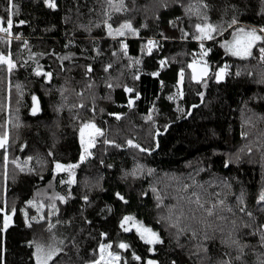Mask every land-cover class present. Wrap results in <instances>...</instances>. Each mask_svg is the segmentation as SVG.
I'll return each instance as SVG.
<instances>
[{"label": "trees", "instance_id": "16d2710c", "mask_svg": "<svg viewBox=\"0 0 264 264\" xmlns=\"http://www.w3.org/2000/svg\"><path fill=\"white\" fill-rule=\"evenodd\" d=\"M13 2L19 14L13 17L12 31L21 39L0 44V51L11 52L18 65L11 74L0 66V125L11 121L7 177L0 149V207L6 200L7 210L14 204L17 211L12 223L0 231L3 264H35L29 242L41 225L48 231L49 219L73 230L63 251L53 258L55 264H86L99 255L100 243H115L125 215L157 231L163 241L152 245L155 250L150 253V246L138 235L128 234V248L141 257L128 264H146L148 259L158 264H217L230 258L232 264H260L264 202L257 197L264 189V62L259 49L264 41L257 42L248 59L228 57L221 44L238 27L264 26V0H203L207 8L200 0H124L127 10L112 12L109 23L116 28L128 20L138 35L116 38L109 37L103 26L107 0H55L56 9L48 8L44 0ZM193 4L200 6V17L186 13ZM7 7L8 0H0L5 26ZM204 15L223 30L213 33L212 40H194L195 24L203 23ZM233 17L237 23L229 27ZM21 19L26 23L18 25ZM149 39L156 42L150 54L146 47L142 51ZM25 40L27 47H22ZM120 40L127 44V56ZM201 43L208 50L207 84L192 81L187 67L200 57ZM30 52L37 55L30 58ZM160 60L166 61L163 66ZM36 63L52 74L48 82L33 73ZM225 65L224 78L217 81L215 72ZM181 68L185 79L178 87ZM17 84L22 86V96L17 94ZM125 85L133 92L125 93ZM32 94L41 109L35 116L30 114ZM173 94L176 98L169 100ZM150 109H154L152 119L146 120ZM111 113L121 114L120 119ZM16 117L21 122L18 129L13 127ZM88 120L104 135L96 138L92 155L75 169L76 183L61 184L68 175H54V161H79V127ZM105 139L114 143L105 144ZM129 139L149 151L129 146ZM29 156L31 172H21L11 163ZM137 165L142 167L133 176ZM54 191L64 195L65 202H57L58 211L50 218L44 212L43 222L33 221L35 215L25 202L35 198L47 205ZM241 194L243 203L238 200ZM218 199L224 205H216ZM214 205L209 216L206 209ZM21 208L28 214V224ZM180 229L185 231L178 235ZM230 231L246 245L239 260L234 259L235 246L221 243ZM102 232L107 233L103 238ZM201 244L206 251L197 250Z\"/></svg>", "mask_w": 264, "mask_h": 264}, {"label": "snow or ice", "instance_id": "6c2138e0", "mask_svg": "<svg viewBox=\"0 0 264 264\" xmlns=\"http://www.w3.org/2000/svg\"><path fill=\"white\" fill-rule=\"evenodd\" d=\"M44 4L51 9H56L57 8V3L55 0H44ZM200 4L204 7L207 8V4L203 2V0H200ZM15 9V11L13 10ZM126 7L124 5V0H107V7L104 9V17L105 19L103 20V26L106 29L107 35L112 38L116 37H122L125 36L127 33H133L138 35V29L134 28L132 23L128 20L123 21L120 23V25L116 28H113L112 24L109 23L110 19V14L112 12H121V11H126ZM7 11V19H6V26H5V20L3 17H0V44H9L11 43L12 39L20 40L21 35L19 33H13L12 29L14 27V15L19 14V8L16 6L13 2V0H8V7L6 9ZM186 13L191 14V15H196L198 17L201 16L200 13V6L193 4L190 5L186 8ZM203 23H196L195 24V30L198 35H193L194 40L198 41H203V40H212L213 39V33L219 34L223 29L217 25H213L212 23L208 22V17L204 15L202 17ZM18 25H23L26 23L25 20H19L16 22ZM171 23V21H170ZM237 20L235 17H233L231 24L229 27L232 25L236 24ZM141 27H144V25H141ZM184 35H187V33H184ZM258 41H264V26H261L259 29L256 27H249V28H244V27H238L232 32V38L230 40H225L222 42L221 46L225 49L226 52L230 53L232 56L236 57H241V58H247L251 57L253 52V47L254 45L257 44ZM120 47L124 51L125 56H127V44L123 40H120ZM27 40L23 42L22 47H27ZM156 46V42L152 39H149L146 43V45L142 46V51L146 47L147 52L150 54L153 50V48ZM200 57L199 58H194L190 63H188L187 67L188 69L191 70V80L195 82H199L202 84H207V77L209 76L210 72V66L208 65V62L204 60V57L207 55L208 50L205 49L204 44H200ZM260 51V60L261 62H264V47H261L259 49ZM37 54L36 53H29L30 58L35 57ZM115 55V53H113ZM68 57L65 56L63 59H67ZM165 60H160L159 63L161 66L165 64ZM136 64L140 63L139 58L135 60ZM0 66H3L5 71L9 74L13 72L15 68H17V63L16 61L12 58L11 52L8 54H5L4 52L0 51ZM111 67V65H106L104 70L107 72L108 69ZM129 67H131V64H129ZM227 65L220 67L216 72H215V77L217 81H220L224 78V74L226 71ZM33 73L36 76H42L44 80H50L51 78V73L50 72H45L42 68L41 65L36 63V66L32 69ZM87 71L91 72L92 67L91 65L87 66ZM87 75V73H86ZM153 76H157V72L151 73ZM239 75V73H237ZM179 78L177 80V86H182L183 81L185 79V70L183 68L180 69ZM136 78H139V73H137ZM264 82V81H261ZM108 87H113L112 84H108ZM17 94L22 96L23 95V89L20 84H17ZM124 91L125 93H132L133 89L128 87L127 85L124 86ZM139 93H135V97H139ZM177 94L170 95L168 97L169 100L175 99ZM178 95L180 97L183 96V91L182 89L178 91ZM199 96L203 97L204 93L200 92L198 93ZM32 100V107L30 109L31 113L35 115L38 113L40 109V102L38 97L35 94H32L31 96ZM133 105V99L128 100V106L131 107ZM195 107V105H193ZM154 111V109L149 110V115L145 117L146 120H151V112ZM177 111H183V109H180L179 107L177 108ZM110 115H114L116 119H120L119 113H111ZM10 120H5L3 125H0V149H3V158H4V168H5V177H7V165L9 163L8 160V144H9V139H10V131H9V123ZM14 128H20L21 127V122L19 120V117H16L15 122L13 123ZM165 128L168 127V125L164 126ZM104 135L103 131L101 128L97 127V125L91 121H83L80 124L79 127V143H80V156H79V161L77 163H61L60 161H54V168L52 169L53 174L55 175L56 173L60 172H66L68 174V179L67 181L61 180V184L67 183L69 186L76 183L75 180V169L77 168L78 164L80 162H83L86 158L92 155V152L90 151L96 143V138L97 137H102ZM242 135H246V133H242ZM105 144H110L114 143L113 141L104 140ZM127 144L129 146L135 147L140 149L143 152H148L149 149L147 148H141L139 144L134 143L131 139L127 141ZM117 147H120V145H116ZM21 149L24 148V145H20ZM248 151H251V148L248 149ZM49 155H52L50 152ZM237 160L239 159V155L237 154L235 157ZM32 159L31 156L25 157L24 161L21 162L19 158L13 159L11 163L18 168L21 172H24L25 170L31 172L32 169L28 167V161ZM227 161L225 162V166H227ZM111 167V165H109ZM142 166L137 165L132 171L131 175L135 176L137 169L141 168ZM149 173H151L153 170L148 169ZM195 183V181H194ZM184 188H188V185L185 184ZM155 192L156 189H153ZM36 195H40V193H37ZM194 196H196V203L200 205V207H203L202 204H200V198L196 193H193ZM116 196L120 200H124V197L117 192ZM85 201L88 200V197L85 195L82 197ZM159 199V197H157ZM59 201L60 203H64L66 198L64 195H61L58 192H53L51 196H48V201L47 205L43 202H37L35 198L30 199L26 201L25 203L27 205H30L31 207L36 209V212L39 216V220H44L45 216L42 215L41 213L45 208H47V216L50 218L55 214V212L58 211L57 206H56V201ZM238 200L240 203H243V194H241L240 197H238ZM258 202H264V189H261L258 197H257ZM5 206L0 207V214L3 216V228H0V231H3L6 229L9 224L12 223V218L13 215L16 213L17 209L15 205L13 204L11 210H7V201H4ZM216 205H224L223 200H217ZM214 207L207 208L206 211L209 216L213 214ZM22 213L25 215V223L28 224V214L24 211L23 208L20 209ZM227 211L231 212V208H227ZM241 212H244V208H240ZM249 216H251V213H248ZM32 220L36 221L37 216H33L31 218ZM218 219H223V217H219ZM234 223V222H233ZM55 225L51 223V220H48L47 224V230L51 233ZM120 227L123 229L124 232L130 231V229L134 228L136 233L138 234L140 240H142L146 245H149L150 247L148 248V251L151 253L155 249L151 247L152 245H157L161 244L163 241L161 239V236L158 234L157 231L153 230L151 227L146 226L143 222L137 220L135 217L131 215H125L121 220H120ZM208 227H211V225H208ZM261 229H264V224L260 225ZM185 231V229H180L178 235ZM107 233H100L101 238L105 237ZM196 233L193 231V237H195ZM260 240L259 243L261 246H264V231H261L259 233ZM209 237L207 235L204 236V239L207 240ZM30 244H34V251L32 252V257L35 260V264H49L51 261L52 264H55L54 257L57 256L58 253L62 252L63 249L61 245L64 244L63 239H59L56 237L55 234H53L47 244L44 243H38V242H29ZM221 243H224L228 246H235L238 249V255L234 258L236 260H239L241 256L243 255L244 248L246 245H243L240 243L238 238H235L234 232L230 231L226 237L222 238ZM116 247L119 249H127L129 245L123 241L119 242ZM204 248V245H198L197 250L199 251L200 249ZM112 249V243H100L99 244V255L92 260L86 261V264H121V253L118 251H113L110 250ZM206 251V248H204ZM132 258L134 260L140 261L141 257L138 256L135 252L132 253ZM0 264H3L2 262V257H0ZM124 264H128L127 261H124ZM146 264H158V262L154 259H148L146 261ZM173 264H176L175 261H173ZM217 264H232V259H225V260H220L217 261ZM260 264H264V259L260 260Z\"/></svg>", "mask_w": 264, "mask_h": 264}, {"label": "rangeland", "instance_id": "374dc122", "mask_svg": "<svg viewBox=\"0 0 264 264\" xmlns=\"http://www.w3.org/2000/svg\"><path fill=\"white\" fill-rule=\"evenodd\" d=\"M232 32L229 35V37L226 38V40H230L232 38ZM224 51H225V49H224ZM225 54L228 57H231V58H234V59H248L249 58V57H247V58H241V57L232 56L230 53H228L226 51H225ZM61 173L67 174L66 172H60V173H57V174H61ZM38 202H41V201L39 200ZM57 202H58V200L56 201V204H57ZM47 211H48L47 208H45L41 214L43 215L44 212H47ZM30 212H32L35 216H37L36 222H43V220H39V216H38L35 208L31 207V211ZM72 231L73 230L70 227L55 225V227L53 228L52 232L50 233L49 231H46V229L44 230L43 229V225H41L38 229H36L33 232V235H32L33 241L32 242H38V243L47 244L49 242L51 236L53 234H55L56 237H58L59 239H63L64 240V243L66 244L68 242L70 236H71V232ZM128 234L138 235L136 233V231H135L134 228L130 229V231H128V232H124L123 229L121 228V231H120V233H119V235H118L115 243L112 244V249H110V250L118 251V252L121 253V264H124V261H127L128 263H132L134 261V259L132 258V253L133 252L130 250V248H127V249H119L118 247H116V245L119 242H121V241H123V242H125V243L128 244V240H127ZM65 244L61 245V247L63 248V246ZM32 246H34V244H32ZM98 254H99V251H98Z\"/></svg>", "mask_w": 264, "mask_h": 264}, {"label": "water", "instance_id": "95a60500", "mask_svg": "<svg viewBox=\"0 0 264 264\" xmlns=\"http://www.w3.org/2000/svg\"><path fill=\"white\" fill-rule=\"evenodd\" d=\"M48 81H49V80H47L46 82H48ZM31 107H32V100H31ZM31 107H30V109H31ZM30 114L33 115V114L31 113V111H30ZM36 114H37V113H36ZM36 114H35V115H36ZM35 115H33V116H35Z\"/></svg>", "mask_w": 264, "mask_h": 264}]
</instances>
